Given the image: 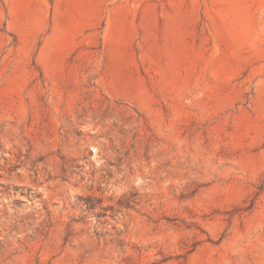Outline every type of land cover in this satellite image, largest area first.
<instances>
[{"label": "rangeland", "instance_id": "obj_1", "mask_svg": "<svg viewBox=\"0 0 264 264\" xmlns=\"http://www.w3.org/2000/svg\"><path fill=\"white\" fill-rule=\"evenodd\" d=\"M0 264H264V0H0Z\"/></svg>", "mask_w": 264, "mask_h": 264}]
</instances>
